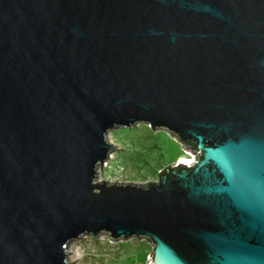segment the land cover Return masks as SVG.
<instances>
[{"label": "water", "instance_id": "obj_1", "mask_svg": "<svg viewBox=\"0 0 264 264\" xmlns=\"http://www.w3.org/2000/svg\"><path fill=\"white\" fill-rule=\"evenodd\" d=\"M137 123L192 158L97 180ZM103 232L146 264H264V0H0V264Z\"/></svg>", "mask_w": 264, "mask_h": 264}, {"label": "rangeland", "instance_id": "obj_2", "mask_svg": "<svg viewBox=\"0 0 264 264\" xmlns=\"http://www.w3.org/2000/svg\"><path fill=\"white\" fill-rule=\"evenodd\" d=\"M115 149L98 167L97 180L146 182L158 179V171L179 156L192 157L169 132L147 123L117 127L108 134ZM153 244L145 237L112 239L108 232L86 234L70 243L73 264H146ZM74 260V261H73Z\"/></svg>", "mask_w": 264, "mask_h": 264}, {"label": "trees", "instance_id": "obj_3", "mask_svg": "<svg viewBox=\"0 0 264 264\" xmlns=\"http://www.w3.org/2000/svg\"><path fill=\"white\" fill-rule=\"evenodd\" d=\"M184 145H185V147H188L189 150H195V149H196V142H194V141L186 142V143H184ZM182 157H183V156H179L178 158L180 159V158H182ZM171 168H172V165H171V166H168L167 168H165V169L162 171L161 175L164 174L167 170H169V169H171Z\"/></svg>", "mask_w": 264, "mask_h": 264}, {"label": "bare ground", "instance_id": "obj_4", "mask_svg": "<svg viewBox=\"0 0 264 264\" xmlns=\"http://www.w3.org/2000/svg\"><path fill=\"white\" fill-rule=\"evenodd\" d=\"M192 158V157H191ZM190 157H182V159H191ZM70 260V259H69ZM71 261V260H70ZM74 261V260H73Z\"/></svg>", "mask_w": 264, "mask_h": 264}]
</instances>
